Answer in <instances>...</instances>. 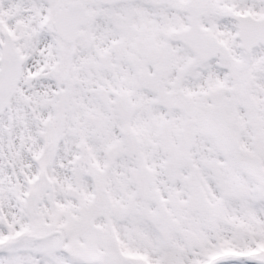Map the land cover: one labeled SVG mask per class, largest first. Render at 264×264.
I'll use <instances>...</instances> for the list:
<instances>
[{"label": "snow or ice", "instance_id": "snow-or-ice-1", "mask_svg": "<svg viewBox=\"0 0 264 264\" xmlns=\"http://www.w3.org/2000/svg\"><path fill=\"white\" fill-rule=\"evenodd\" d=\"M0 264H264V0H0Z\"/></svg>", "mask_w": 264, "mask_h": 264}]
</instances>
